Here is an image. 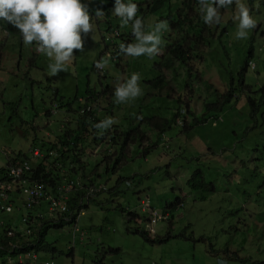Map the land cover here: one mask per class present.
<instances>
[{"label": "rangeland", "instance_id": "1", "mask_svg": "<svg viewBox=\"0 0 264 264\" xmlns=\"http://www.w3.org/2000/svg\"><path fill=\"white\" fill-rule=\"evenodd\" d=\"M245 3L249 14L263 21V4L257 12L256 3L252 10L247 0ZM113 6L114 0L96 17L94 5L88 4L94 30L84 37L83 51L73 49V59L54 76L48 73L49 58L36 51L35 42L24 44L18 31L12 33L14 38L7 35V28L0 31V166L7 153L20 150L29 154L33 141L39 145L74 129L75 118L85 107V89L92 88L100 95V82L109 85L110 96L98 100L102 120L106 118L103 105H109L111 115L107 118L113 120L109 132L115 130V124L119 125L117 131L129 126L150 131V140L136 139L126 151L128 161L110 172L100 160L115 147L105 144L108 137L100 134L102 130L95 134L102 140L87 137L84 155H80L86 164L82 181L106 189L94 194L76 219L82 239L79 233L74 236L69 222L51 226L45 241L55 246V251L40 252V258L52 259L55 264H264V127H252L247 99L251 93L244 88L257 89L264 84V23L256 22L253 28L257 39L253 46H248L249 34L245 39L235 37V26L226 40L220 37L221 46H206L205 53L192 46L188 62L175 64L180 74L173 78L172 68L165 70L162 61L166 46L172 48L173 39L183 32L165 20L158 54L123 57L118 45L134 42V37L131 24L122 25L112 14ZM228 17L230 14L222 22ZM144 21L152 24L155 19L147 14ZM115 29L125 35H117ZM250 48L249 66L255 67L250 66L241 77L238 73ZM165 57L174 62L169 51ZM97 62H104L103 73L95 67ZM221 64L233 75L237 99L223 109L202 110V104L216 102L214 90L219 94L227 91L231 77L219 69ZM133 72L140 75L141 94L129 102L115 103V87ZM164 73L167 80L162 87L147 81ZM179 96V115L174 117ZM67 102L71 106L66 107ZM151 116L173 121L163 136L142 121ZM155 139L157 145L147 148ZM142 148L149 150L146 156ZM55 157L48 155L47 162L59 167L63 164L59 168L63 171L71 166ZM196 167L214 184V191L202 193V189L190 188L187 181ZM72 175L79 177L81 173ZM141 199H148V207L158 215L167 213L150 236L167 240L151 243L132 231L133 222H126L123 210L142 219L148 216L140 208ZM10 213L18 225L20 213ZM108 248L119 251L109 252Z\"/></svg>", "mask_w": 264, "mask_h": 264}, {"label": "clouds", "instance_id": "2", "mask_svg": "<svg viewBox=\"0 0 264 264\" xmlns=\"http://www.w3.org/2000/svg\"><path fill=\"white\" fill-rule=\"evenodd\" d=\"M111 2L112 0H0V31L1 29L7 28L8 30H10V28H12L13 30L19 32L20 37L24 44H32L33 42H35V44L37 45L36 51L44 54L46 57L49 58L50 63L48 64V73L49 75L54 76L59 71L63 70L64 67L73 59V49L83 51L84 37H86L89 32L92 33L94 30L92 23H90V10L88 9V4L94 5L93 11H95V16L100 17L104 14L103 11L100 9L105 8ZM247 2L250 10L253 9L252 6L253 3H256L257 5L255 8L257 12L260 11L261 4H263L261 10H264L263 0H259V1L247 0ZM197 3L198 4L193 5L194 10L191 12L192 20L189 22L190 37L188 36L187 33L188 26L185 23H182L181 28H179V26L175 24V22L173 25L169 23L172 27L175 26L177 27L178 30L183 32V34L180 35L178 34L179 35L177 36L178 39L188 40L187 42L188 44H186V46H183L184 48H188V46H190L189 38L199 39L200 37L203 38L202 43L204 44V46H202V50L198 49L201 52L205 53V51L207 50L206 46L209 45L207 41L211 42L212 40L217 44V46H221V43H223V41L220 40V37H222L223 40H226L224 39V37L231 34L235 30L233 26L236 27L235 37L237 39H245L249 34L248 36L249 38H247L248 46H253V43H255V41L257 40L255 39L256 32L255 29L253 28H255V26L257 25L256 22L259 23L261 22V24L264 23L263 22L264 13L260 14L263 21L262 20L258 21L256 17H252L249 14V10L245 3V0H197ZM235 4H236V13H234ZM153 7H157V4L152 3V0H114L112 14L120 18V22L122 25H127L129 24V22H131V34L134 37V42L127 44L120 43L118 45L120 55H122L123 57L125 56L139 57L141 55L152 57L158 54V52L160 51V45H161L160 34L162 30L166 28L167 25L164 22H158V18H157L158 10L153 11L152 10ZM149 9L152 10V13L149 11ZM147 14L153 15L155 21L152 24H147L144 21V17ZM227 14H230V17H228L225 21L222 22L223 17H225ZM220 24H222L221 30L216 35L217 29L219 28ZM193 25L195 26L194 29H193ZM11 33L13 32H7V35L12 36L14 38V34ZM115 33L117 35L123 34L119 32L118 29H115ZM186 34L187 37L185 36ZM207 35L209 37L207 41H205ZM174 40L176 39H173V41ZM190 49L191 48L185 50L186 55L189 54L188 59L191 57V54L189 53ZM168 51H169V46H166L165 48L166 54L168 53ZM112 56L116 57L113 54ZM246 60H247V68H246L247 70L251 66V65L249 66V63H251L252 57L246 58ZM31 61L32 60H30V63ZM168 61H170L169 58L166 61V63ZM173 63L174 64L177 63V60L175 58ZM177 65L179 66V63H177ZM104 66H105L104 62H97L95 64V67L98 68V71L100 73H103ZM251 67L254 68L255 65ZM166 69L167 68H165V70ZM139 80H140V75L138 73L133 72L122 83H119L114 89V96H115L114 102L118 104L125 103L138 97L141 94V88L138 85ZM246 87L244 88L248 90ZM107 90H109L108 83L106 84V86H103L102 82H100L98 91H101L102 94L96 95L94 91L95 102L91 103V105L88 108L91 109V107H94L95 103H97L99 99H106L107 97H109L110 93ZM233 95H234L233 97L237 99L236 97L237 93L235 92L233 93ZM80 100H82V98ZM103 106L107 107L109 105L104 104ZM82 110L83 108H81V111ZM99 110L100 112H102L100 107ZM112 124H113V120L111 118H105L95 123L93 126L96 129L103 130L109 128ZM160 135L163 136V133H160ZM107 137L108 139L105 140L104 142L109 146L111 140H110V136ZM102 139L103 138H100L99 140ZM34 150H37L39 152V155H34L33 154ZM48 155L57 156L55 152L52 150L45 155L38 148L30 149L29 150L30 158L28 160H24L21 164L6 165L7 162H5L3 166L6 165L5 166L6 170L4 173H2V175H0V178L7 172L10 166L22 165L24 162H28L30 164V169L26 171V175L31 180L39 179L45 182L41 177H36V178L33 177L34 176L33 170L35 168V165L38 162H40V160L43 159V157H46V159H43L42 161L45 164L48 163L47 162V160L49 159L47 158ZM72 166L74 165H71L70 167ZM60 167L58 166V171L60 173H66V169L65 171H63V169L62 170L59 169ZM68 182H72V187L69 188L68 192H71L72 190H76L78 188L82 189L84 187L78 181H74L68 178L66 179V177H64L63 183L56 187L55 191H53L49 187L47 182L45 183L47 185L48 193L50 195L55 196L58 193V188L64 187ZM97 186L98 185L94 183V185L91 184L83 188L85 189V194L82 199L83 202H89L88 200L89 196L93 197L94 194H96L97 192L106 189L104 185H102L103 187H97ZM91 188L94 189L92 193L90 191ZM11 201L13 203L12 210L8 212L0 210L1 213L9 215L11 214L10 212L12 211L19 212L21 207L23 209L26 208L22 205V196L19 194L18 186L17 188H15V190L11 192ZM67 207H68V203H67ZM30 209H35L37 211L36 215L38 216H41L42 212L47 213L50 215V218H54V220L60 219V217L62 216L64 217L67 216L68 215L67 212L70 211L68 207L67 212L65 213L62 212L56 215L55 213H52L48 210V202L45 200H41L37 205L33 206ZM70 212L73 213V211ZM147 213L149 216L150 212L147 211ZM51 215H53V217ZM148 216L144 219H142L141 217H136L135 219L141 218L142 222L145 223L148 219ZM165 216L166 217L168 216L167 213L163 215V217ZM9 217L13 218V216H9ZM163 217L160 220H162ZM133 223L138 227L139 225H141V224H137L134 220ZM143 223H142L143 227L140 228L144 230ZM18 227L21 228L22 230L24 224L19 225ZM146 233L149 236L152 235V233H148V232ZM36 240H38V238H36ZM36 240L33 242L34 245L35 242H37ZM35 251L38 254V261L52 260V259H41L39 256L40 252H38L36 249ZM11 263L19 264L16 263L15 261ZM6 264H10V263H8L6 260ZM219 264H224V262L220 261Z\"/></svg>", "mask_w": 264, "mask_h": 264}, {"label": "trees", "instance_id": "3", "mask_svg": "<svg viewBox=\"0 0 264 264\" xmlns=\"http://www.w3.org/2000/svg\"><path fill=\"white\" fill-rule=\"evenodd\" d=\"M152 3L157 4V7H153L152 10L153 11L158 10L157 12L158 22H164L166 24L165 22L166 20L172 25L175 22V24H177L179 28H181L182 23H185L188 26L187 33L188 36L190 37L189 22L192 20L191 12L194 10L193 5L198 4L197 0H174L173 2L172 0H152ZM152 10L149 9L151 13ZM130 24L131 22H129V24H127L126 26H129ZM194 27L195 26L193 25V29ZM9 32H15V30L10 28ZM208 37L209 36L207 35L205 41H207ZM115 39H117V36L115 37ZM175 39L176 40L173 41V45H171L173 47L169 49V53L172 56H174V58L177 61H179L178 62L179 66L180 63L185 62L189 57L188 56L189 54L186 55L185 50L191 48L192 46H196L197 49L202 50V46H204V44L202 43L203 38L201 37L199 39L189 38L190 46H188V48L183 47L186 46V44H188L187 43L188 40L178 39L177 37ZM194 42H196V44ZM207 43H209L208 46H217V44L212 40L211 42L207 41ZM250 57H252L251 48L249 49L246 58H250ZM246 58L244 59L238 73L241 77H243L244 72L246 71L247 68ZM167 60L168 59L165 57L164 60L162 61L163 66ZM219 67L220 70L223 69V71L228 73L231 77L230 81L227 83V91L224 94H219L217 90H214V93L216 94V102L202 104V110L223 109L228 103L236 99L233 97V93H235L233 75L231 74V72H228L229 70L227 69V67L224 66V64H221V66ZM165 68H172L173 78H175L174 74H180L179 71L177 70V67H175V64L171 62V60L165 64ZM189 68L192 69L190 66ZM189 76H192V74L189 73ZM166 80H167V74L165 73L158 75L154 78H151L148 81L152 84L153 87H160V85L162 87L165 85L163 82ZM246 88L248 89L247 92L251 93L247 97V99L254 122V125L252 127H256L257 125L259 126L262 125L264 127V84L257 89L249 85H247ZM85 95H86L85 99L82 98L85 101V107H83V110L80 111V114L77 115V117L75 118L74 129L68 130L62 134L55 135L51 140H47L45 142L41 141L39 145L36 141H33V143L31 144V149L38 147V149L45 155L52 150L57 155L56 156L57 158L66 161L68 164L70 165H73V163L78 164L77 167L72 166L66 168V173H60L58 171V166H54L53 164L50 163L45 164L42 160L46 159V157H43V159H41L40 162H38L35 165V168L33 170L34 171L33 177L35 178L41 177L45 182L48 183L49 187L53 191L56 190V187L58 185L63 183L64 177H66V179L68 178L74 181H78L84 187L88 186L86 182L82 181V177L84 176L85 173L83 169H85L86 164L85 162L84 163L81 162L80 155L82 156L84 155L85 148L83 147L84 145L83 143L86 141L88 136L94 135V140L96 139L99 140L101 138L99 137V135H95L99 131V129H96L93 125L102 120L101 117L99 116L102 112H100L99 110V107L101 106L100 101L97 102V104L94 107H91V109L88 108L91 105V103L95 102L94 90L91 88H86ZM79 98L81 97H78V99ZM180 99L181 96L177 98L178 101L177 103L179 105V108H176L174 117L179 115L180 102H181ZM65 105L66 107L71 106L69 102H67ZM186 107H188L187 104ZM105 109L104 110L106 111V118H107L108 116L111 115V113H109L110 112L109 106H107ZM142 121H145L150 126V129L155 130L157 135H160V133H163L165 130H167L171 122H173L165 118L154 117V116L145 118ZM197 124L198 122H196L191 126L194 127ZM115 125L117 126H115V130H113L112 132H109L107 129H103L102 134L100 133L102 136H110V140H111L110 145H113L115 147V151L112 154H107L105 152L100 160L105 163L106 172H110V170L114 171L120 165L128 161L127 159L128 156L126 154V151L129 150L130 144L134 143L136 139H138L139 142L150 140V136H149L150 131L148 129H143L140 126L137 127L129 126L126 129L117 131L119 125L118 124ZM186 126L183 125L184 128ZM261 133L264 134V131H262ZM157 143H158V139H155L153 140L152 144H148L147 148L155 146L157 145ZM141 152L143 156H146L149 153V150L142 148ZM29 158H30L29 154L23 153L20 150L9 154L7 153L6 165L21 164L24 160H28ZM5 166L0 167V175H2V173L5 172L6 170ZM60 166H63V164H60ZM76 171L78 172L80 171L81 176L73 177L72 174L75 173ZM121 179L122 178L120 177L117 180V182L121 181ZM89 181L92 182V180ZM187 184L192 189L204 190L205 192L202 193H209L214 191V184L205 180L203 171L199 167L193 169L190 178L187 181ZM83 188L82 189L78 188L76 190H72L71 192H67L68 199L66 201L68 203L69 210L73 211L74 213L71 221L68 220L65 221L63 218L64 216L60 217V219L54 220V218H50L49 214L43 212L41 213V216H38L36 215L37 211L35 209H30V208L23 209L21 207L20 211L18 212L20 213L19 216L20 223L17 225L13 218L10 217L5 218L6 216L0 212V264H6V260L8 258L10 257L13 258L17 252L21 251L22 249L29 248V246L27 245L29 243H33L36 240V238H38V240H36L37 242H35L34 246L38 252L55 251V246L45 241V235L47 229L51 226L58 227L61 226L63 223L69 222L73 225L74 236H76V233H79L80 238L82 239L83 232L80 231L79 227L77 226L76 219L77 217H79L84 213L83 208L87 207V203H88L82 201L85 194V189ZM200 198L204 199V195H202ZM91 199H94V197L89 196L88 200L90 201ZM123 212L124 214H126L125 215L126 222L128 224L129 222L130 223L133 222V219H135L136 217H140L135 212H129L128 210H123ZM23 217H26L27 219L26 224L24 225L28 226L29 228H33L32 232H30L29 235L22 234L21 228L18 227L19 225H23L22 223ZM7 229H11L14 232V235L13 236L7 235ZM132 231L134 233H137L142 238H144L145 240L151 243L162 242L168 239V237L151 238L143 229H141L136 225ZM13 246L16 247L13 248ZM108 251L118 252L119 249L108 248ZM37 262L39 261L37 260Z\"/></svg>", "mask_w": 264, "mask_h": 264}, {"label": "built area", "instance_id": "4", "mask_svg": "<svg viewBox=\"0 0 264 264\" xmlns=\"http://www.w3.org/2000/svg\"><path fill=\"white\" fill-rule=\"evenodd\" d=\"M34 155H39L37 150L33 151ZM30 169V164L24 162L22 165H13L10 166L7 172L0 178V210L1 211H11L13 203L11 201V192L15 188H19V194L22 196V205L26 208H32L37 205L41 200L48 202V210L56 215L60 213H65L68 211L67 207V192L69 188L72 187V182H68L64 187L58 188V193L53 196L50 195L47 191V185L45 182L37 179L31 180L27 175L26 171ZM91 193L94 189H90ZM148 199L140 200V207L142 210H147L150 212L148 219L145 223L142 220H138V224H144V230L148 233H154V226L162 218L155 211L148 207ZM68 215L64 217L65 220L71 221L73 213L67 212ZM78 216V215H77ZM78 218V217H77ZM26 217L22 218V223L26 224ZM33 228H29L24 225L22 229V234L29 235L32 232ZM7 235L13 236L14 232L11 229H7ZM34 243H29L27 246L29 248L22 249L17 252L14 258L10 257L7 259L8 263L15 261L19 264H55L52 260H38V254L34 249ZM16 246H13V248ZM13 250V249H12Z\"/></svg>", "mask_w": 264, "mask_h": 264}, {"label": "crops", "instance_id": "5", "mask_svg": "<svg viewBox=\"0 0 264 264\" xmlns=\"http://www.w3.org/2000/svg\"><path fill=\"white\" fill-rule=\"evenodd\" d=\"M6 217L5 218H9V215H7V214H4ZM10 218H12V217H10Z\"/></svg>", "mask_w": 264, "mask_h": 264}]
</instances>
